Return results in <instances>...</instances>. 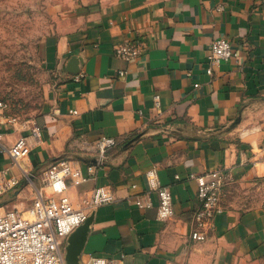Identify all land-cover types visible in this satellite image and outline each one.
Returning <instances> with one entry per match:
<instances>
[{"label":"crops","instance_id":"crops-1","mask_svg":"<svg viewBox=\"0 0 264 264\" xmlns=\"http://www.w3.org/2000/svg\"><path fill=\"white\" fill-rule=\"evenodd\" d=\"M48 9L43 62L61 82L35 118L42 140L30 148L31 181L7 153L23 132L0 126V170L18 180L0 195V208L28 207L49 164L65 158L88 177L66 190L74 205L94 186L114 195L93 212L80 261L241 264L264 255V0H49ZM132 37L144 41V54L115 57L114 46ZM216 38L230 42L233 56L210 75L206 57ZM73 58L76 73L67 70ZM101 138L115 145L99 165ZM150 168L172 193L175 214L164 221L156 218L155 193L153 206L133 204L135 195L146 198ZM210 170L226 177L222 212L195 241L189 233L199 203L189 175Z\"/></svg>","mask_w":264,"mask_h":264},{"label":"built area","instance_id":"built-area-1","mask_svg":"<svg viewBox=\"0 0 264 264\" xmlns=\"http://www.w3.org/2000/svg\"><path fill=\"white\" fill-rule=\"evenodd\" d=\"M145 45L141 38H127L114 46L113 55L125 61L136 60L144 54ZM233 56L230 42L226 38L212 40L208 47L206 72L210 75L221 61ZM122 75L123 73L120 72ZM158 106V96H155ZM6 105L0 100V126H18L23 134L7 149V153L27 180L33 175L27 160L32 145L41 142L40 125L35 118L20 119L4 113ZM77 114L76 110L71 111ZM0 132V144L2 141ZM111 138H101L95 144L98 152L97 164L101 165L107 149L113 147ZM95 166H88L89 175L94 174ZM9 168L0 170V195L12 191L18 180L10 175ZM147 183L146 198L135 195L133 204L138 209L153 206L149 194L157 196L156 218L164 221L174 216L173 198L170 188L160 183L155 168L144 172ZM178 178V176H175ZM197 184L196 197L198 207L193 212L192 228L189 236L192 240L203 241L207 231L213 227V217L222 212L220 197L225 184V175L221 170H210L198 174H190ZM79 166L69 159L59 158L49 164L44 171L43 181L36 188L31 204L24 210L0 208V264H66L64 248L59 246L60 239L68 235L82 224L86 218L101 205L114 201L109 186H94L84 192L78 205L69 199L66 190L69 186H77L85 182ZM135 187V185H132ZM119 260L89 255L81 264H118Z\"/></svg>","mask_w":264,"mask_h":264},{"label":"rangeland","instance_id":"rangeland-1","mask_svg":"<svg viewBox=\"0 0 264 264\" xmlns=\"http://www.w3.org/2000/svg\"><path fill=\"white\" fill-rule=\"evenodd\" d=\"M48 2L0 0V100L5 114L20 119L37 118L50 108L61 82L57 70L43 62V43L53 26ZM28 192L31 201V187ZM64 243L60 239L61 249ZM241 264H264V255Z\"/></svg>","mask_w":264,"mask_h":264},{"label":"water","instance_id":"water-1","mask_svg":"<svg viewBox=\"0 0 264 264\" xmlns=\"http://www.w3.org/2000/svg\"><path fill=\"white\" fill-rule=\"evenodd\" d=\"M67 70L71 73H76L78 71L75 67L74 58L68 63ZM93 216L94 214L92 212L82 224H80L68 235L64 248V259L66 264H81L80 255L82 253Z\"/></svg>","mask_w":264,"mask_h":264}]
</instances>
